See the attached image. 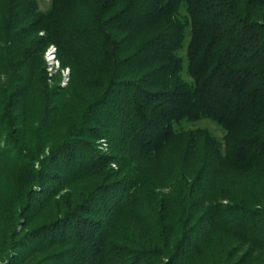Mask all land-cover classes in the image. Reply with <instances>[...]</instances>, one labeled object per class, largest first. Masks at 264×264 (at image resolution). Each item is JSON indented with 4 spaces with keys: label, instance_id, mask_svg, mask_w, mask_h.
Here are the masks:
<instances>
[{
    "label": "trees",
    "instance_id": "obj_1",
    "mask_svg": "<svg viewBox=\"0 0 264 264\" xmlns=\"http://www.w3.org/2000/svg\"><path fill=\"white\" fill-rule=\"evenodd\" d=\"M51 2L0 0V264H264V0Z\"/></svg>",
    "mask_w": 264,
    "mask_h": 264
},
{
    "label": "rangeland",
    "instance_id": "obj_2",
    "mask_svg": "<svg viewBox=\"0 0 264 264\" xmlns=\"http://www.w3.org/2000/svg\"><path fill=\"white\" fill-rule=\"evenodd\" d=\"M37 2H38L39 11L45 12V11H48L52 7L51 0H37ZM181 13L183 14V16H185L187 12L181 9ZM43 33L44 32H40V34H43ZM189 39H190V32H189V29H187L184 45H183V48L179 51V55L184 60V69L181 73L182 77L185 80L191 81V77L189 76L187 72V65H188L187 48H188ZM46 50L44 53V60H45V66H46L45 74L47 77V84L49 85L50 88H55L59 91H63V94H65V96L69 98L71 96L70 86L72 84L71 82L73 78L71 68L69 66L62 65V62L59 56L58 46L56 50L57 56L55 59H57V61L59 62L55 61V59L48 61V55L46 54ZM57 63H60V64L57 65ZM52 65L53 67H51ZM0 83H3L2 80H0ZM62 89H65V90H62ZM26 116H27V120L31 121L32 123L33 110L28 109L26 112ZM177 128L179 130H185V131L196 130L198 128H205L210 132L211 135H213L219 141L222 148L225 147V134H226L225 130L221 128L216 122H213L209 119H200L198 121H184L183 123H181V125L177 126ZM104 140L105 139L100 140L102 143L100 145V148L104 151H108V145L106 144L107 142H104ZM112 167L117 168V164L113 163Z\"/></svg>",
    "mask_w": 264,
    "mask_h": 264
},
{
    "label": "built area",
    "instance_id": "obj_3",
    "mask_svg": "<svg viewBox=\"0 0 264 264\" xmlns=\"http://www.w3.org/2000/svg\"><path fill=\"white\" fill-rule=\"evenodd\" d=\"M56 50H57V46L55 44H51L48 46L47 50H46V54L48 55V61L54 60L57 56L56 54ZM55 61H57V59H55ZM59 62V61H57ZM60 63H57V65H59ZM53 67V65L51 66Z\"/></svg>",
    "mask_w": 264,
    "mask_h": 264
}]
</instances>
